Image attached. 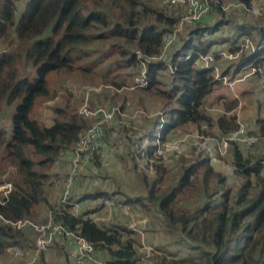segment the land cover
<instances>
[{"label": "trees", "instance_id": "trees-1", "mask_svg": "<svg viewBox=\"0 0 264 264\" xmlns=\"http://www.w3.org/2000/svg\"><path fill=\"white\" fill-rule=\"evenodd\" d=\"M21 1L0 0V121L5 106L14 107L6 128L9 135L0 131V182L12 186L0 203V214L10 222L36 221L43 219L40 214L45 207L67 229L92 242L105 264H139L137 237L125 225L77 218L58 203L64 175L56 170L57 162L93 119L78 112L82 96L78 100L68 88L61 89L63 103L52 104L51 125L32 118L37 96L44 101L57 98L56 92L47 89L48 74L63 70L84 83L104 84L123 93L134 89L137 94L126 91L120 99L130 97L143 107L146 97H157L165 115L163 140L184 126L220 137L237 128L239 99L218 91L224 87L221 80L213 69L203 66L200 57L220 50L235 53L243 37L263 43L264 21L253 20L246 12L251 18L238 21L233 12L222 10L224 0H209L212 13L231 19L194 24L186 34L176 32L165 48V37L178 26L183 7L160 0H28L16 17ZM217 32L218 38L214 37ZM24 61L35 68L34 77L21 75ZM225 61L234 62L235 72L256 68L253 78L264 82L259 73H264V46ZM142 68L147 85L132 88ZM229 73L227 65L222 75ZM109 89L96 95L99 104L117 103V93L111 95ZM259 90L256 93L261 92L262 99L257 101L251 125L252 133L264 135V87ZM208 97L212 101L207 102ZM229 160L236 168L233 176L200 156L181 157L167 166L153 163L155 172L142 176L144 195L124 200L137 214L164 219L166 227L177 231L188 245L189 254L183 257L155 248L152 264H264V144L253 150L232 144ZM112 193L85 197L110 199ZM77 200L86 201L84 197ZM31 235L0 220V256L7 243H23Z\"/></svg>", "mask_w": 264, "mask_h": 264}, {"label": "built area", "instance_id": "built-area-1", "mask_svg": "<svg viewBox=\"0 0 264 264\" xmlns=\"http://www.w3.org/2000/svg\"><path fill=\"white\" fill-rule=\"evenodd\" d=\"M161 2L167 5L183 7L181 20L182 22L189 23H199L206 20L212 7L209 0H161ZM229 3H232L233 6L250 15L253 13L255 16H264V0H248V3L230 1L222 5V8L226 9ZM177 31L178 28L172 34L165 37V48L173 42ZM263 46L264 42L257 45L250 38L243 37L240 40L237 52L230 53L220 50L206 56H201L200 61L205 68L214 70L216 79L226 81L227 75H222L219 63L214 62L216 61V56H219L222 60H235L242 52L255 53ZM168 68L172 70L170 65H168ZM256 70V68H252L243 77L254 74ZM259 73L262 79H264V73L261 71ZM239 80L242 79H229L232 82ZM146 85L145 74L142 72L139 77L135 78L132 88L145 87ZM94 93L99 94L100 92ZM79 113L84 117L92 118L93 123L80 134L74 148L67 151L64 155L67 160V168L58 199L60 204L70 207L72 215L77 218L90 219L93 222H98L101 219V217L93 213L85 212L82 202L73 196V186L80 179L88 164L94 161L104 162L111 156H117L125 152L147 154L148 150L150 154L148 162L153 164L162 161L167 155L186 151L192 143L190 142V137H193V135L188 134L179 137L171 136L167 140L162 139L161 130L165 122V115L162 112L155 113V121L147 130L138 126L139 122L137 124L134 122L137 116L142 118L150 116L145 110L141 109H137L135 112H125L119 106L95 105L88 108L84 103L80 107ZM152 131L155 133L153 134ZM212 139L210 138L208 141H213ZM232 144H239L244 149L262 145L264 144V135L250 132L238 120L236 129L220 136L214 140L212 145L207 147V156L211 160H217L215 155H223L230 152ZM232 166L233 169H236L234 165ZM11 187L10 183L0 184V190L4 193V196L0 198V203L7 197ZM116 203L121 204L103 199L100 205L113 206ZM0 220L13 225L16 229L27 230L33 233L32 244L27 245L28 241H24V246L9 244L5 247L6 252L12 253L15 258L20 259V264H33L38 257L48 251L51 243L54 241H60L67 248V256L71 264H105L104 257L100 251L96 250L92 242L80 234L67 229L61 220L51 213L46 214L45 220L42 222H33L29 218L10 222L4 219L1 214ZM148 221L149 219L145 216L135 217L132 215L127 228L139 235L137 242L139 244L136 246L135 243L134 247L137 251L142 252V254L140 253V261L152 264L150 257L155 252V249L154 246L146 244L143 241L144 236L141 228V226L147 225Z\"/></svg>", "mask_w": 264, "mask_h": 264}, {"label": "rangeland", "instance_id": "rangeland-1", "mask_svg": "<svg viewBox=\"0 0 264 264\" xmlns=\"http://www.w3.org/2000/svg\"><path fill=\"white\" fill-rule=\"evenodd\" d=\"M27 1L28 0H22L21 2H19L17 4L16 17L21 16V14L23 13V11L25 9ZM228 2H230V1L229 0L222 1L221 8H222V5H224ZM238 9L239 8H236V6H233L232 3H229L228 7H226V9L222 8V10L226 11L227 13L235 11L236 16H234V17H236L238 19V21H240L242 19L246 20V19L251 18V17H248V15L245 14L243 12V10H241V9H239L240 11L237 12ZM218 15L219 14L212 13V7H211V12H210L209 16L207 17V21L205 20V21H203V23L207 22L209 25H213L218 20L225 21L226 19H229V18L231 19V16H229V15H227L226 17H223V19L219 18ZM251 15L253 16V20L261 19L264 21V16H255L253 13H251ZM194 24H197V23L182 22V20H180L178 26L176 27V28H178L177 32H180L181 34H186L187 30L189 28L190 29L195 28ZM224 24L229 27V24H227L225 22H224ZM228 27H226L227 31H229ZM219 32L214 34V37H216V38L220 37ZM218 63H219L218 65H219L220 70H223L225 67H227V65L230 66V73L227 75L226 81L225 80H224L225 82L221 81L224 87L220 88L218 91H223V93L228 97L231 95L232 96L234 95L239 99V105H238L237 109H235L236 121H237V123H238V120L240 122H242L248 128V130L250 132H252V129L254 126L253 120H254L255 115H256L255 108H257V106H258L257 101L262 99V97H261L262 94H261V92L259 94L254 92L255 88L252 87V85H251V86L247 87V88L252 87L251 90H249V89H248V91L245 90L247 92L246 95H243V93L245 91L240 92V94L238 95L239 90L238 91L236 90V88H237L236 84L237 83L235 84V82L229 81V79L230 80L252 79V81H253V74L248 75L246 77H243V76L247 75L251 71V69L254 67H249V68L242 69V70L235 72V71H233V70H235L234 69L235 68L234 62H232L231 64H228V62H226L225 60H219ZM21 68H22V74L21 75L27 76L29 78L34 77L35 68L33 67V65L30 62H27V61L22 62ZM142 72H145L143 68L141 70V74H142ZM233 72H234V75H233ZM242 80H241V82L244 83L245 81H242ZM261 81L258 83L259 85H261V86H259L258 91H260L259 89L262 86L264 87V82L263 81L261 82ZM46 84H47V89L49 90L50 93H52V92L57 93V98H55L53 100L44 101V99L42 98L41 95L37 96V98L35 100L36 103H35L34 109H33L32 114H31L32 118L37 119L38 121L45 124L46 126H49L53 123L52 104H62L63 103V96L61 93L62 88H68L69 90L73 91L75 96L78 97V100H79V97L82 96V100L79 102L78 112H79L80 107L84 103L87 105L88 108H91L95 105H101L98 103V100L96 98L97 93H94V92H97V91L100 93H102L104 91L107 92L108 88H110L109 90L111 91V95L117 93V96H116L117 103L112 104L113 106H119L122 109V111H125V112H130V111L135 112L137 109H141L143 111L145 110L150 115V116L145 117V118L137 116L134 120V122L136 124L139 122L137 124L138 126L144 128L146 130L153 125L155 118H156L155 113H157V112L164 113L163 110L161 109L162 108L161 105L160 106L158 105L159 101L156 100L157 97H153V98L146 97L145 98V104L147 106L145 104H144V106L149 109V110H147V109H145V107H143V105H137L134 101L132 102L131 101L132 98H130V97H127V99L125 101L120 99L124 96V94H126V91H128L132 94H137V92L134 89L125 90L123 93L122 90H117L116 88H112L110 86H105L104 84L84 83V81L81 77H77V76L67 74V73L63 72V70H57V71L50 72L47 76V83ZM214 95H215V93H213L212 97H214ZM209 101H212V100H210L208 97L207 102H209ZM91 103L93 104V106L90 105ZM123 103H124V106L121 105ZM101 106H108V104L105 103V104H102ZM13 110H14L13 106H5V108H4L5 116H4L3 120L0 121V131H5L4 133L8 134V135H9V129H6V128L9 127V124L11 122V114H12ZM211 110L216 111L217 108H212ZM214 113H217V112H214ZM185 128H186V126H184L182 130L175 132L174 136L179 137V136L184 135V134L193 135V137H190V142H192L190 147L186 151H181L179 153H173L171 155H167L162 161L157 162L156 164H161L162 166H167L171 162L177 161L181 157L195 158V157L200 156V157H205V158H208L209 160H211L207 156L208 155L207 147L212 145L214 140L218 139L219 137L212 136V135H206V134L198 132L197 130L189 129V128L185 129ZM232 130H234V129H232ZM152 133L154 134L155 132L152 131ZM253 133L259 134L257 132H253ZM210 138L211 139L213 138L212 139L213 141H208V139H210ZM167 139H165V140H167ZM258 146H260V145L252 146L251 148H248V149L253 150V148L258 147ZM67 151H69V150H67ZM67 151L63 152L61 155V157H63L64 159H65L64 155ZM117 156L125 157V158H123V160L124 159L125 160L121 161V164L119 165V167L117 169V172L121 173L123 175L122 178H124L126 175H128L127 172L131 171V173H134V177H133V180L131 181V183H124L125 185L118 186V187H120V189H121L120 191L123 192V194L121 192L120 193L122 195L121 194H115V198L116 199H121V198L123 199L126 196L134 197V196L139 195V194L144 195V193H143V187L144 186L141 187V185L143 184L142 183V176H148V175L150 176L155 172V170H153L154 164L152 165L150 162H148L150 160L149 159V157H150L149 150H148L147 154H138L135 152H125L123 154H118ZM215 157L217 160H211L212 164L214 166H216V168L225 172L227 175L233 176L234 170H233V166L231 165V162L229 160L230 159V152H227L223 155H215ZM65 161L67 162L66 159H65ZM84 173L85 172H83L81 174L80 178L84 176ZM63 175L65 176V174H63ZM123 181L125 182V180H123ZM4 183H10V182H0V184H3V185H4ZM61 185H62V183H61ZM115 187H116V183L114 184L113 189L116 191H119V188H115ZM3 196H4V193L0 190V198ZM59 196H60V194H59ZM58 203H59V201H58ZM60 205H62V204H60ZM62 206H64V205H62ZM64 207H68V206H64ZM68 208L70 209V207H68ZM128 209H130L131 215L137 216V217H143V216H145L147 218L149 217L148 219L150 220V216L137 214L131 207H128ZM85 212H89V211H86V209H85ZM48 213L52 214V212L47 210L45 212V215ZM89 213H91V212H89ZM153 217L156 218V216H153ZM158 218H159V220L161 219V217H158ZM43 220H45V217L43 218ZM43 220L41 219V220H36V221L32 220V221L33 222H37V221L42 222ZM166 226L168 227L167 222L164 219H162V223L159 227V231H157V233H159L158 240L155 241L154 238L152 239V242H154L153 243L154 245L146 239L147 234H146V236H144L143 241L146 244H149L151 246H156V247H154V249L156 248L158 250V247H160V248L162 247L163 251H166L170 254H177V257H183L186 253L188 255L189 254V248H188L187 243H185V241H183L179 238L177 231L170 230ZM126 228H127V226H126ZM141 228L143 229V226H141ZM128 230H130V229H128ZM131 232L133 234H135V236L137 237L136 242H138L139 235L133 231H131ZM152 232L154 233V231H152ZM27 241H28L27 245L32 244L33 243V236L31 235V238L29 240L27 239ZM138 244L139 243H136V246H138ZM13 246H24V245H23V243H17ZM138 252L142 254V252H140V251H138ZM3 256H8V257L10 256L9 258L12 259L13 264H20V259L15 258L12 253H8V252H6V250L3 253ZM41 257L42 256L38 257V259L33 264H37L38 261L40 262ZM67 258H68V256H67ZM69 263L71 264L70 261H69ZM48 264H50V263H48ZM139 264H146V263L140 261Z\"/></svg>", "mask_w": 264, "mask_h": 264}, {"label": "crops", "instance_id": "crops-1", "mask_svg": "<svg viewBox=\"0 0 264 264\" xmlns=\"http://www.w3.org/2000/svg\"><path fill=\"white\" fill-rule=\"evenodd\" d=\"M240 11L239 9L237 12ZM242 12V11H241ZM233 15L236 16V12L233 11ZM249 17V15H248ZM245 81L244 83L241 82V80L236 81V90H239L238 95L240 92H244L245 90L248 91L254 87V92H256L259 88L258 83L261 80L255 79H248V80H242ZM262 82V81H261ZM250 88H247L251 86ZM235 86V85H234ZM121 156H111L104 162L100 161H94L93 163H90L85 168L84 176L81 177L76 181V183L73 186V194L77 195L78 197H84L86 200L85 202H82L84 209H91V213L97 215L98 217H101V219L97 222L98 224H106L107 225H125L127 226L131 219L130 209H128V205L124 202L128 196H124L125 198L116 199L115 194H123L120 190V185H125L124 183H131L134 177V173H131V171H128V175H126L124 178H122V174L117 172V169L119 165L121 164V161H124ZM56 170L60 174H65L67 162L63 157H61L57 162ZM98 163V164H97ZM86 175V176H85ZM125 180V182L123 181ZM116 183L115 188H119V191H116L113 189L114 184ZM135 185V184H134ZM143 187V184L141 185ZM107 191L112 193V196L110 199L114 202H118L121 204H114L113 206H103L100 205V202L103 199L98 200H90L86 198L85 196L92 194L94 192H102ZM119 192V193H118ZM121 192V193H120ZM121 194V195H122ZM127 206H125V205ZM93 209V210H92ZM47 209L45 207L41 208V214L40 218L45 217V212ZM139 216V215H138ZM137 217V216H135ZM149 218V217H148ZM43 220V219H42ZM101 222V223H100ZM162 223V219L159 220V218L152 217L148 221V224L143 226L142 233L143 236H146V239L151 242L154 238L155 241L158 240L159 233V227ZM154 231V233L152 232ZM10 244V243H7ZM6 244V245H7ZM154 245V244H153ZM156 247V246H154ZM159 251L162 250L160 247H158ZM10 257V256H9ZM8 256H3V254L0 256V264H13L12 259H10ZM12 258V257H11ZM70 264L69 260L67 258V248L61 244L60 241H54L47 252H45L42 257L40 258V262L38 261L37 264Z\"/></svg>", "mask_w": 264, "mask_h": 264}]
</instances>
